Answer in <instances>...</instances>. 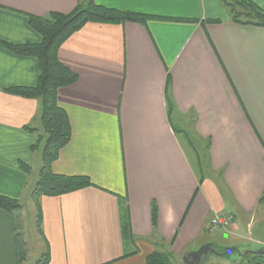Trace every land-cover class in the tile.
Instances as JSON below:
<instances>
[{"label":"crops","instance_id":"crops-1","mask_svg":"<svg viewBox=\"0 0 264 264\" xmlns=\"http://www.w3.org/2000/svg\"><path fill=\"white\" fill-rule=\"evenodd\" d=\"M94 1L182 21L88 24L63 44L59 60L78 82L58 91L72 136L52 171L88 177L94 187L42 197L38 205L34 193L46 140L40 141L41 101L8 92L37 85L38 61L2 43H40L28 17L67 15L80 0H0V195L22 206L13 214L0 210V264H37L46 251L48 264H147L164 248L178 264L213 246L202 241L210 234L211 218L224 214L233 217V225L222 235L233 242L212 249L225 251L247 240L257 249L247 246L246 252L259 251L264 247V228H256L264 221V27L233 22L220 0ZM251 1L264 11V0ZM185 122L196 139L189 140L190 147L198 153L199 145L208 155L212 180L203 177L207 166L199 155L202 169L196 172L180 140V133L188 136ZM21 163L30 167L28 173ZM25 202L37 216L40 206L42 215L32 249L21 222ZM122 202L131 225L127 241ZM244 228L250 238L242 236ZM246 252H239V259L227 255L225 264H247Z\"/></svg>","mask_w":264,"mask_h":264},{"label":"trees","instance_id":"trees-1","mask_svg":"<svg viewBox=\"0 0 264 264\" xmlns=\"http://www.w3.org/2000/svg\"><path fill=\"white\" fill-rule=\"evenodd\" d=\"M220 1L228 8L233 22L264 27V11L251 0ZM244 18L246 20H242ZM151 20L177 22L181 19L119 11L100 6L94 0H88L86 4L80 0L76 9L67 15L52 13L45 18L28 17L30 27L42 38L40 43L18 45L2 43V46L8 51L19 56L33 57L38 61L39 79L35 87H20L8 90L13 95L41 101L40 126L43 134L40 141H43L45 137L46 140L42 153V167L34 193L37 204L42 197H57L94 187L88 177L60 176L55 175L52 171L53 164L58 160L61 150L68 145L72 136L68 114L58 104V91L78 82V75L59 60L61 47L73 34L82 30L88 24L124 25L126 23H139L147 25ZM215 23L220 22L216 21ZM37 148L38 144H35L31 147V150L35 151ZM20 166L23 171L27 173L30 171L28 165L21 163ZM21 209L22 206L17 200L0 195L1 211L13 214ZM128 211L127 205L122 202V234L126 241L129 238L132 239ZM37 219V224L40 226L42 222L40 206H38ZM151 219L153 229L157 228L158 217L155 205L151 210ZM215 251L221 253L222 256L232 254L228 250ZM44 258V264H48L49 254L44 255ZM243 260H247V264H264V256L247 255ZM41 263L42 261H39L37 264ZM147 264H173V253L169 250L157 251L148 258Z\"/></svg>","mask_w":264,"mask_h":264},{"label":"rangeland","instance_id":"rangeland-1","mask_svg":"<svg viewBox=\"0 0 264 264\" xmlns=\"http://www.w3.org/2000/svg\"><path fill=\"white\" fill-rule=\"evenodd\" d=\"M242 20H246V18H244ZM185 126L186 127H184V128L187 130L188 136H185L183 133H180V140H182V142L184 143L185 150L188 153V156H189L192 164L194 165V168H196V172H197V169H202L201 168L202 164L199 161L200 158L198 159V157L200 156L201 161L203 160V164L205 166H207L206 168H203V173H204L203 177L205 178V180H212V179L207 178L208 176L211 175V172H212V170L210 171V167H208L209 162H207V159H206V157L208 155L206 156L205 152L203 151V148H201L199 145H195V147H194L198 153H196L195 150L190 147L189 140L194 142V141H196V139L193 137L192 129H191L189 123L185 122ZM197 144H199V143H197ZM44 146H45V143H43L42 146L40 147V150L42 152H43ZM199 177L202 178L201 176H199ZM23 208H24V211L22 214L23 218L21 219V222H23L24 225L27 227V233H25V234L29 235V237H30V246L32 249V248H35V245H36V242H33L32 240H33V231H34L33 229H34L35 225L37 224V209H35L33 206H30V202H25ZM260 210L262 211V213H264V205L261 206ZM256 228L257 229H263L264 228V221H262V224H259L258 226H256ZM209 232H210V234H208L207 236L204 237L202 243L210 242L214 246L215 245L216 246H221V245L227 246L231 242H233L232 238H230L231 236L222 235V234H226V232H211L210 230H209ZM241 234L245 238H250V236L247 233L246 228H244V230ZM240 241L241 242L235 243L236 247H233V248H237L239 250V252H241V253L246 252L245 250L247 249L246 248L247 246H251V247L255 248V250L257 249L256 248L257 246L249 244V242L247 240H240ZM263 248L264 247L258 248V250H261ZM219 249H222V248L218 247V249H216V250H219ZM230 249H228V250H230ZM158 251L162 252V251H167V250H165V249L159 250L158 249ZM219 251H221V250H219ZM47 253H48V251H46L44 253V255H46ZM30 254H31V256H33L34 252L32 251ZM44 255L41 256L39 259V261H42L41 264L45 263ZM229 256L231 258H235V259L240 258L239 254L236 252L232 253ZM209 258H210V261H206V264H225V263H228V261H229V259H227V256H218L216 254H210ZM223 259H225V260H223ZM38 262H36V263H38ZM178 264H184V262L180 260Z\"/></svg>","mask_w":264,"mask_h":264},{"label":"water","instance_id":"water-1","mask_svg":"<svg viewBox=\"0 0 264 264\" xmlns=\"http://www.w3.org/2000/svg\"><path fill=\"white\" fill-rule=\"evenodd\" d=\"M229 252H237L239 254V250L237 248H231ZM209 253L220 255L217 253L214 249H212L211 245H205L201 247L198 251H195L188 256L184 258V262L186 264H201V261L203 257L208 256ZM249 254H254L256 256H264V249H261L257 252H246L245 254L242 255V257H246Z\"/></svg>","mask_w":264,"mask_h":264},{"label":"built area","instance_id":"built-area-1","mask_svg":"<svg viewBox=\"0 0 264 264\" xmlns=\"http://www.w3.org/2000/svg\"><path fill=\"white\" fill-rule=\"evenodd\" d=\"M233 225V217L227 214L214 215L210 221L211 232H225Z\"/></svg>","mask_w":264,"mask_h":264},{"label":"flooded vegetation","instance_id":"flooded-vegetation-1","mask_svg":"<svg viewBox=\"0 0 264 264\" xmlns=\"http://www.w3.org/2000/svg\"><path fill=\"white\" fill-rule=\"evenodd\" d=\"M264 249V248H263ZM228 252H229V250H228ZM230 253H232V252H230ZM220 255H222L221 253H219Z\"/></svg>","mask_w":264,"mask_h":264}]
</instances>
